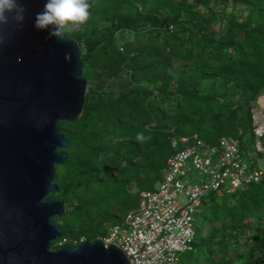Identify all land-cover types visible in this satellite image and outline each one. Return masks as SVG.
<instances>
[{
    "label": "trees",
    "instance_id": "obj_1",
    "mask_svg": "<svg viewBox=\"0 0 264 264\" xmlns=\"http://www.w3.org/2000/svg\"><path fill=\"white\" fill-rule=\"evenodd\" d=\"M89 3L85 32L64 33L80 44L88 90L80 117L59 124L69 147L50 197L66 202L54 218L62 237L88 227L90 241L95 231L106 234L105 218L136 209L139 192L160 181L173 136L210 144L232 137L244 152L256 151L259 139L264 158V132L257 138L247 106L264 93V0ZM82 185L95 192H80ZM201 207L181 264H264V175L232 192H209ZM245 248L246 261L234 263Z\"/></svg>",
    "mask_w": 264,
    "mask_h": 264
},
{
    "label": "water",
    "instance_id": "obj_2",
    "mask_svg": "<svg viewBox=\"0 0 264 264\" xmlns=\"http://www.w3.org/2000/svg\"><path fill=\"white\" fill-rule=\"evenodd\" d=\"M21 21L0 22V264H131L115 244H51L66 202L51 198L69 140L59 129L83 112L88 82L79 42L35 27L46 0H20Z\"/></svg>",
    "mask_w": 264,
    "mask_h": 264
},
{
    "label": "built area",
    "instance_id": "obj_3",
    "mask_svg": "<svg viewBox=\"0 0 264 264\" xmlns=\"http://www.w3.org/2000/svg\"><path fill=\"white\" fill-rule=\"evenodd\" d=\"M254 124L259 138L264 132V116ZM171 146L173 151L156 186L141 190L137 208L128 213L124 223L111 225L97 238L105 247L117 245L131 264H180L178 257L193 247V216L207 194L232 192L260 181L264 175V158L256 154L263 150L259 139L257 150L250 152L241 150L238 140L227 136H221L216 144L198 135L173 136ZM191 172L200 173L202 178L194 183L184 181ZM59 240L60 246L69 243L71 247L83 242L67 237Z\"/></svg>",
    "mask_w": 264,
    "mask_h": 264
},
{
    "label": "clouds",
    "instance_id": "obj_4",
    "mask_svg": "<svg viewBox=\"0 0 264 264\" xmlns=\"http://www.w3.org/2000/svg\"><path fill=\"white\" fill-rule=\"evenodd\" d=\"M90 6L89 0H46L43 10L36 14L35 27L62 38L66 31L81 29L89 18ZM24 11L20 0H0V22L4 24L9 17L21 21Z\"/></svg>",
    "mask_w": 264,
    "mask_h": 264
},
{
    "label": "rangeland",
    "instance_id": "obj_5",
    "mask_svg": "<svg viewBox=\"0 0 264 264\" xmlns=\"http://www.w3.org/2000/svg\"><path fill=\"white\" fill-rule=\"evenodd\" d=\"M85 30H86V26L84 24V25H82L81 29L78 30V31L85 32ZM73 32H75V31H72V32H69V33H73ZM178 68L179 67L173 68L172 69V72H174ZM89 77H91V76H89ZM87 82H88V80H87ZM247 106L249 107L250 111L252 112V115H253V118H254V123H255V120H257L261 116H264V93L260 94L258 96V98L255 99V101L249 103V105H247ZM201 178H202V175L200 173H198V172H191V173L187 174L184 177L183 180L186 181V182L194 183L196 181H199ZM137 184H138L137 181H135V180L131 181V183H130L131 188L130 189H131L132 192L138 191V185ZM79 191L80 192H83L84 194H88V195L91 194L92 195L95 192V186H93V185H89V186L82 185L79 188ZM51 198H53V197H51ZM56 199H58V198H56ZM178 200L180 202H183V198L182 197H179ZM131 211H132V209H129V210L125 211V212H123V211L117 212V215L118 216H117V218L115 220L114 219H111V218H105L104 221H103V224H99L100 225L99 229L106 230V229H108L113 224L124 223V221H125L128 213L131 212ZM202 217H203V209H202V207L201 208L199 207L198 211L193 216L192 224H193L194 229L197 228L198 224L201 222ZM54 218H53V222L61 227L63 225V222H61L60 220L54 221ZM116 220H117V222H115ZM95 223H97V222H95ZM212 224L213 225H219V223H217V222H213ZM103 227H105V229H103ZM207 228H208V226H205V229H207ZM98 231H100V230H98ZM98 231L93 232V237L94 236L95 237H94L93 240H90V241L97 240V238L102 235V234H98ZM91 232L89 231V228L87 227L82 232V234H74L73 233V234H70L69 237L78 238V239H82V240H87L86 238H88V234H91ZM99 233H101V232H99ZM57 246L58 247L60 246V243L59 242L56 243V244H54V245L51 244V247L50 248L51 249H55V248H57ZM246 248L243 249V250H241V251H239V253L237 254V256L233 257L234 263H239V262L246 261V258H247V253H246L247 250H246ZM183 254H185V252L182 253L180 255V257H178L179 258V261L178 262H180V264H181V262H183L182 260H184V261L187 262L186 258L181 257V256H183ZM260 259L261 258H259L258 260L253 259V263L256 264V263L260 262ZM191 264H205V263H202L201 262V263H191Z\"/></svg>",
    "mask_w": 264,
    "mask_h": 264
}]
</instances>
